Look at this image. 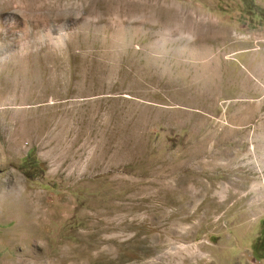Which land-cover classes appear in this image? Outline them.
<instances>
[{"label": "rangeland", "instance_id": "rangeland-1", "mask_svg": "<svg viewBox=\"0 0 264 264\" xmlns=\"http://www.w3.org/2000/svg\"><path fill=\"white\" fill-rule=\"evenodd\" d=\"M0 264H264V0H0Z\"/></svg>", "mask_w": 264, "mask_h": 264}, {"label": "bare ground", "instance_id": "bare-ground-1", "mask_svg": "<svg viewBox=\"0 0 264 264\" xmlns=\"http://www.w3.org/2000/svg\"><path fill=\"white\" fill-rule=\"evenodd\" d=\"M136 6V5H135ZM39 211V210H38ZM38 220V219H37Z\"/></svg>", "mask_w": 264, "mask_h": 264}]
</instances>
